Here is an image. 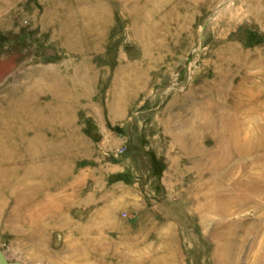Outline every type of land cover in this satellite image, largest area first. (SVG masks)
<instances>
[{"label":"rangeland","instance_id":"1","mask_svg":"<svg viewBox=\"0 0 264 264\" xmlns=\"http://www.w3.org/2000/svg\"><path fill=\"white\" fill-rule=\"evenodd\" d=\"M0 252L264 264V0H0Z\"/></svg>","mask_w":264,"mask_h":264},{"label":"bare ground","instance_id":"2","mask_svg":"<svg viewBox=\"0 0 264 264\" xmlns=\"http://www.w3.org/2000/svg\"><path fill=\"white\" fill-rule=\"evenodd\" d=\"M80 3V2H79ZM83 13L84 12H81L80 14H81V17H83V24H84V27H86V30L87 31H90V32H92L93 31V29L91 28V23H92V18H94L93 16H91V15H89V14H87V15H83ZM87 13V12H86ZM96 17V16H95ZM82 25V24H81ZM99 25V24H98ZM100 27V26H99ZM92 30V31H91ZM97 32V31H96ZM100 34V33H99ZM99 34H97V35H99ZM70 45V44H69ZM78 45H79V43H78ZM79 47V46H78ZM69 48V47H68ZM71 48V47H70ZM76 51V50H75ZM77 53V52H76ZM27 142H29L28 140H27ZM26 143V142H25ZM28 145H29V147L31 146L29 143H28ZM8 147V146H7ZM28 147V148H29ZM10 150V149H9ZM22 153V152H21ZM26 153V152H25ZM15 154V153H14ZM20 158V157H19ZM35 212V211H34ZM57 225V224H56ZM60 225V224H59ZM61 226L63 227V225L61 224ZM68 226V225H67ZM56 227V226H55ZM54 227V228H55ZM47 228H48V226H47ZM64 228H65V226H64ZM61 229V228H60ZM36 232V231H35ZM34 234V233H33ZM39 234V233H38ZM35 236V235H34ZM42 236V235H41ZM36 238V237H35ZM29 239V238H28ZM30 240V239H29ZM90 243V242H89ZM88 244V243H87ZM72 245V244H71ZM77 245V244H76ZM75 245L73 244V247H74ZM81 246V245H80ZM67 249V248H66ZM70 249V248H69ZM93 249V250H92ZM73 250V249H72ZM79 250V249H78ZM91 250H92V252L94 253V254H96L97 252L94 250V248L92 247L91 248ZM75 251V250H74ZM80 251V250H79ZM69 252H70V250H69ZM72 252V251H71ZM96 252V253H95ZM30 252H28V254H29ZM77 253V252H76ZM82 253V251L81 252H79V254H81ZM86 253V252H85ZM85 253H82V254H85ZM79 254H78V258H80L79 257ZM87 255V254H86ZM101 255V254H100ZM28 256V255H27ZM75 256V255H74ZM73 256V257H74ZM85 255H83V257H84ZM102 256V255H101ZM70 257V256H69ZM76 257V256H75ZM88 257V256H87ZM68 258V257H67ZM84 258H86V257H84ZM86 259H91V257L90 258H86ZM65 261H66V259H64ZM78 260V259H77ZM93 260V259H92ZM68 261V260H67ZM85 262V261H84ZM83 262V263H84ZM90 262V261H89ZM95 262V261H94Z\"/></svg>","mask_w":264,"mask_h":264},{"label":"water","instance_id":"3","mask_svg":"<svg viewBox=\"0 0 264 264\" xmlns=\"http://www.w3.org/2000/svg\"><path fill=\"white\" fill-rule=\"evenodd\" d=\"M0 264H23V263L18 262V261H14V262H12V261H8V260H6V259L3 257V255H2L1 252H0Z\"/></svg>","mask_w":264,"mask_h":264}]
</instances>
